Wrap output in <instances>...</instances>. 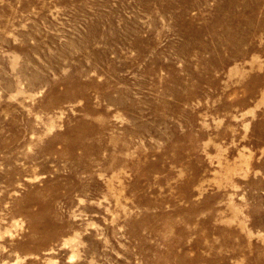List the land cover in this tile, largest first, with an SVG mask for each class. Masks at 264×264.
<instances>
[{
	"label": "rangeland",
	"instance_id": "1",
	"mask_svg": "<svg viewBox=\"0 0 264 264\" xmlns=\"http://www.w3.org/2000/svg\"><path fill=\"white\" fill-rule=\"evenodd\" d=\"M0 264H264V0H0Z\"/></svg>",
	"mask_w": 264,
	"mask_h": 264
}]
</instances>
